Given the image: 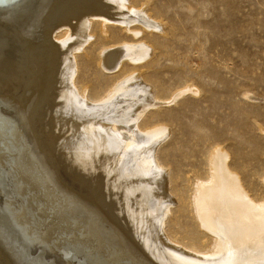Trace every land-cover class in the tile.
<instances>
[{"label": "rangeland", "instance_id": "1", "mask_svg": "<svg viewBox=\"0 0 264 264\" xmlns=\"http://www.w3.org/2000/svg\"><path fill=\"white\" fill-rule=\"evenodd\" d=\"M7 1L0 0V29L10 34L30 29L33 38L44 33L45 42L57 39L58 27L47 17L59 0ZM118 3L125 15L112 22L88 18L91 37L84 48L60 51L66 56L59 61L76 65L74 79L64 77L66 82L73 80L76 92H70L76 98L106 107L109 115L123 107L127 115L122 127L155 133L135 144L136 154L161 170L167 198L163 201L154 193L150 181L155 173L142 170L140 163H113L111 172L91 174L86 159L60 157L58 150L68 151L65 143L83 130L66 110L50 131L36 124V92L44 88L40 78L47 66L36 61L34 71L16 75L18 92L13 93L20 99L12 98V91L0 93V264H42L43 259L51 264H158V256L165 264H179L165 254L170 251L181 260L198 262L193 257H206L219 244V237L201 219L197 202L201 188L214 182L218 161L236 176L250 203L264 205V0ZM46 22L50 30L43 26ZM103 102L106 105H99ZM129 141L123 144L127 149L134 147ZM124 156L132 159L133 153ZM119 193L138 212L140 226L136 224L132 235L101 209V196L115 201ZM99 216L107 222H99ZM97 224L105 225V235Z\"/></svg>", "mask_w": 264, "mask_h": 264}, {"label": "bare ground", "instance_id": "2", "mask_svg": "<svg viewBox=\"0 0 264 264\" xmlns=\"http://www.w3.org/2000/svg\"><path fill=\"white\" fill-rule=\"evenodd\" d=\"M52 1L56 2L55 0H52ZM114 2L115 3H113L112 0H59V2L56 4V6L51 11V15L50 16L47 15V16H49V19L47 17V20L49 21V23L50 24L53 23V24H55V26L58 27V29L55 31L57 35L54 34V35H56L55 37L57 39L56 40L53 39L54 42L53 41L51 42L48 38H46V42H45L44 39L46 36L43 37L44 33L43 34L40 33L43 35L42 37L44 39L41 36H39V38L41 37V39H39L37 36H34L37 38H33V35H30L31 33L28 34L30 31L32 32V30H30V29H29L28 33L13 30L14 33H11V34L7 33L6 30L4 31V30L0 29V32H2L4 34L2 36L0 35V93H3V94L6 93L7 94L8 93L7 91H12V98H19L20 96H16V95L14 96L15 90H17V89H15L16 88L15 84H17V86L19 85V81L16 78V75L17 74H23L26 71H29L30 73L32 70L34 71L35 68H37L36 67V63H37L36 61H38V62L40 61L43 64L46 63V65H47V66H45L46 70L45 71L42 70L43 74H42V77L40 78V80H41L40 82H42L44 88L38 90L40 94L36 92V94H38V101L36 99L37 109L35 110V114H34V118L36 116V119H35L36 124L39 125V127L42 126L44 128V132L50 131L49 129H50L51 124L54 125L56 123V125H57L58 124L57 123L58 117L61 116V114H63L66 110V111L70 112L69 114L75 118V120H76L75 122L83 130V131L80 130L83 133H81L79 135L75 134V135L71 136V138L65 143V147L68 149V151L58 150V152L61 154L60 157H63V154H64V155H66V156H64V158L66 157L65 159L71 160V161H73L75 158H78V159L80 158L81 160L86 159V162H85L86 165L90 166L88 169L89 170L88 173L91 172V174H92V171H94L96 173L97 170H100V172L103 174L105 173V171L107 173L111 172L112 167H113V163L116 164V163H121V162L123 163L124 162L123 164H126L128 162L127 164H129V165H133V164H131L132 162L133 163H140L139 166L141 165L140 167L142 168V170L145 171L148 169L151 173L152 172L155 173V175L153 174L154 176L151 178L150 183H154V185L152 186L155 189L154 193L156 195H158L159 197H161V199L164 201V199H166L167 197L165 196L163 183L161 181V179H162L161 175H160L161 170L159 168H156L155 166H154V168H151L154 165L153 161L144 160V159H146L143 157L144 155L142 157L138 158L139 156H137V155H139L140 153L136 154L137 149H136L135 144L142 142V141L146 142V141L150 140L151 138H153V135L155 133L154 132L141 133L140 131L137 132L136 130H133L134 128H132L130 126L122 127V125L124 126V124H125L124 119L127 115L126 112L124 111L123 107H121L122 110H117L118 108H115V112H112L109 115V114H106V110H105L106 107L101 106V108H99L97 106V104L90 105V104H88L87 101L81 99L80 97L76 98L70 92V91L76 90L73 87V84H74L73 80H70L67 82H66V80H64V77H68V76H69V78L70 77L73 78V75L75 74V72H77L76 71V65H74V64L69 65V63H68L65 66V63L63 65L61 63V61H59V59L61 60L62 56H66L65 54L60 53V51H62V50L64 51V49L66 51H68L70 49H75L79 52L80 50H82L84 48V45L86 44V43H84V41L86 40V38H87L86 41H88L89 35H90V34L87 35V33H88L87 30H89L88 29L89 28V24H88L89 21L88 20L90 18H96V19L101 18V19L110 20L112 22L116 18H119V17H122L123 15H125L124 12L122 14V8L120 7L118 0H114ZM25 3H26V1H25ZM121 4H122V2H121ZM16 5L18 6V4H16ZM13 6H14V4H13ZM38 12H39V10H38ZM41 12H42V9H41ZM4 15L2 18L3 20H4ZM29 17H31V16H29ZM10 18H8V19H10ZM15 20H16V18H15ZM23 20H24V17H23ZM31 23L33 24V22H31ZM128 23H129V20H128ZM44 24H46V25H43V26H46L49 29V27L47 26L48 25L47 22ZM19 25H22V24H19ZM27 25H28V22H27ZM32 27H33V25H32ZM33 28L35 29V27H33ZM47 28H46V30H47ZM36 29L38 30V28H36ZM22 31H25V30H22ZM53 31L54 30L52 29V32ZM33 32H34V30H33ZM35 32H36V30H35ZM46 32H48V30ZM34 35H37V34L34 33ZM63 36H64V38H63ZM59 37L62 40H60ZM90 37H91V35H90ZM135 46H137V45H135ZM130 47H129V49H130ZM131 49H133V48H131ZM138 49H140V48H138ZM147 50L148 49L145 48V51H147ZM136 51H138V50H136ZM122 52H123V50H122ZM127 52H130V51L128 50ZM107 53H109V52H107ZM130 53L132 54V52H130ZM130 53L129 54L127 53V54L130 55ZM66 54H68V53H66ZM74 54H75V52H74ZM74 54H73V56H74ZM145 54H146V52H145ZM134 56H135V54H134ZM66 59H68V56ZM111 59H112V56H111ZM62 60H63V58H62ZM44 61H45V63H44ZM46 61H48L49 64H47ZM2 63H4V64L2 65ZM28 64H30L29 67H27ZM41 69H43V68L41 67ZM41 69H38V70H41ZM105 69H106V67H105ZM28 75H29V73H28ZM36 75H38V74H36ZM30 76H33L34 78L37 77V76L35 77L33 74L32 75L30 74ZM31 79H33V78H31ZM33 80H35V79H33ZM139 83H141V82H139ZM132 84H133V82H132ZM136 84H138V83H136ZM8 85H11V86L9 87ZM21 86H22V84H21ZM23 86H25V85L23 84ZM23 86H22V88H23ZM26 86H28V85H26ZM127 87H129V86H126V89L124 87L122 90H127L128 89ZM27 88L28 87H26V89ZM13 89H14V91H13ZM24 91H26V90H24ZM17 92H18V90H17ZM30 92L31 91H29V93ZM147 93H145L144 95H146ZM34 94H35V92H34ZM41 96H42V98L39 99ZM147 96H148V94H147ZM248 96L252 97V95H248ZM134 99H136V98H134ZM22 100H24V98ZM8 102H10V104H11V101L8 100ZM126 103L128 104V99H127ZM15 104H18L17 100H16ZM34 104H36V103H34ZM101 104L106 105V102L100 103L99 105H101ZM123 104H124V101H123ZM139 104H141L140 101H139ZM20 105L23 107L24 104L22 103ZM108 105H109V108H112L110 104H108ZM89 106H90V108L88 110ZM131 106H132V104H131ZM107 108H108V106H107ZM127 108H128V106H127ZM131 114L132 113H129V115H131ZM117 124L121 125V127H118ZM63 126H64V124H63ZM63 126H62V128H63ZM75 126H76V124H75ZM41 131H43V130H41ZM53 134H52V136H54ZM39 136H41V134H39ZM128 138L130 139V141H129L130 144H131V142H134L132 144L134 147H132L130 149H129V147L127 149L123 145V144H125V142L127 141ZM50 139H51V137H50ZM57 139H58V136H57ZM61 140L62 139H60V141ZM61 146H62V142L60 143V145L58 147L60 148ZM123 149H125V152H127V154L132 152L134 157L132 156V159L129 156L125 157L124 156L125 152H123V154H122V151H120ZM150 154H151V152H150ZM120 155H123V156H120ZM219 158H222V154H221V156H219ZM139 159H141V161ZM61 160H62L61 158H58L56 161L59 163V162H61ZM105 160H107V161H105ZM214 160H215V157H214ZM214 160H213V163L215 162ZM56 161L54 164H56ZM62 162H64V161H62ZM103 162L106 163V164H104L105 166L104 165L101 166V164ZM59 164L62 166L64 163L63 164L59 163ZM109 164H112V165H109ZM137 166H138V164H137ZM214 166L216 167L215 174H213L214 175V182L211 184L205 185L201 188V190H200L201 192L199 194L200 196L198 197L199 199L197 202H198L199 214L201 216V219L208 226V229L211 230V232H213L216 235V237L217 236L219 237L218 248L215 250L214 253H212L206 257L195 256V254H193V256H195V257H193V260L200 259V261H198V262L197 261L192 262L191 258H190V260H188V258L181 260L178 256L177 252H175V251L166 252L165 254H168L170 257H172L176 260H179V264H264V205H255L254 203H250L248 201L247 197L245 196V194L243 193V191L241 190V188L238 184L236 176L234 174L230 173L226 169V167L222 161L215 162ZM64 175H65V173H64ZM66 175L65 176L68 177V174H66ZM106 183H107V188H111L112 185L110 183L108 184V182H106ZM138 183H140V182H138ZM103 185H105V184H103ZM114 188L116 189V187H114ZM137 189H138V187H137ZM89 190H90V187H89ZM115 197L117 199L114 198L115 201H113L112 199L110 200L111 197L106 198L104 196H101L99 198L101 200V204H102L101 209L106 210L107 212L109 211L108 212L109 214L113 215L119 221H121V223L129 229L128 232L130 233V235H132V233H133L132 231L133 230L135 231L137 229L136 224H138L140 226L139 221H138L139 220L138 215H137L138 212H137V210L135 211V204L131 203L126 197L123 196L122 193H119L118 197L117 196H115ZM133 205H134V207H133ZM128 208L133 210V213L131 215L128 213V211H129ZM78 209H80V207ZM75 215H74V218L76 217ZM113 216H111V217H113ZM98 221L99 222L104 221L105 223L107 222L104 219L100 218V216H99ZM71 222H72V220H71ZM68 224L69 223H67V225ZM78 225H80V224H78ZM97 225H99V227H101L103 229V232H104L103 235H105V230H104L105 225L104 224H97ZM70 226H71V224H70ZM74 226H75V224H74ZM80 228H82V227H80ZM82 230L84 232V228ZM82 230H79V231L82 232ZM75 232H76V230H75ZM158 233L160 234V232H158ZM86 234H89V233H86ZM92 235L94 236V234H92ZM89 237L91 238L92 236H89ZM100 239H102V238H100ZM109 242H111V241H109ZM84 244H86V242H84ZM112 244H114V243L112 242ZM142 248H143V246H142ZM148 252H150V251H148ZM164 252H165V250H164ZM153 253H154V249H153ZM148 257H149V255H148ZM155 257H156V254H155L154 258ZM183 257L184 256H182V258ZM156 259L159 260V261L156 260V262H158V264H163L161 262H164V264H165L167 262L164 260L161 261L162 260L161 256L156 257ZM49 260H50V257H49ZM90 260H92V259H90ZM116 260H118V259H116ZM153 260L155 261V259H153ZM105 261H106V259H105ZM103 263L106 264V262L102 261V264ZM42 264H51V263H49V262L47 263V260L43 259ZM135 264H136V262H135Z\"/></svg>", "mask_w": 264, "mask_h": 264}]
</instances>
